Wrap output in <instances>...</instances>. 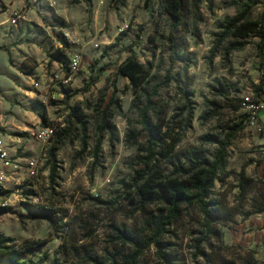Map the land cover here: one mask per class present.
I'll list each match as a JSON object with an SVG mask.
<instances>
[{
    "label": "rangeland",
    "instance_id": "374dc122",
    "mask_svg": "<svg viewBox=\"0 0 264 264\" xmlns=\"http://www.w3.org/2000/svg\"><path fill=\"white\" fill-rule=\"evenodd\" d=\"M232 1L185 0L183 20L173 31L171 21L158 12L159 0H150L151 13L147 0H0V47L6 48L0 50V140L20 165L15 181L4 185L12 190L15 183L20 184V196L16 200L10 197L3 206L0 200V234L13 238L17 246L39 244V251L33 249L20 260L36 262L46 253L48 261L56 257L63 264H78L71 253H64L65 246L107 258L117 248L110 243L111 226L138 227L143 215L129 217V207L122 200L111 209L94 200H112L122 193L120 181L134 174L137 167L132 161L145 142L138 111L131 108L134 97L128 82L114 76L117 66L133 54L140 63L153 64V83L162 82L167 70L187 83L191 119L177 153L194 147L212 151V146L202 145L198 138L221 132L248 115L232 140L225 174L210 197L219 216L214 227L220 236H210L202 245L206 256L193 259L191 240L204 231L200 214L189 208L163 239L175 244L184 264H244L246 260L262 264L264 213L254 212L264 203V93L258 120L251 121L250 110L244 107L222 109L207 121L200 119L204 101L216 99L211 87H217L219 81L229 85V97L253 101V87L264 79L259 71L258 38L251 37L243 50L227 54L225 47L233 38L217 42L219 24L238 12ZM252 1L249 16L257 20L264 0ZM16 11L25 19L12 27L9 18ZM167 37L182 43L190 62L175 59ZM62 38L71 44L67 54L82 58L80 69L66 84L61 83L59 64L49 60L61 47ZM103 67L106 69L95 80ZM174 84L169 82L158 90L152 99L154 109L148 114L153 122L158 117L180 133L179 122L186 113L177 115L184 100ZM45 96L50 98L46 104ZM67 96L71 97L64 104ZM110 99L116 102L109 108L112 133H101L98 138L93 108L101 101L100 110H104ZM68 107H78L89 116L86 144L73 120L70 138L55 152L51 180L52 164L46 150L55 132L67 125ZM48 125L54 136L43 159L35 134ZM132 131L137 134L134 140L129 135ZM30 158L38 160L31 179L25 175ZM139 264H159L153 247L144 252Z\"/></svg>",
    "mask_w": 264,
    "mask_h": 264
},
{
    "label": "trees",
    "instance_id": "16d2710c",
    "mask_svg": "<svg viewBox=\"0 0 264 264\" xmlns=\"http://www.w3.org/2000/svg\"><path fill=\"white\" fill-rule=\"evenodd\" d=\"M122 0H119L121 3ZM252 0H233L232 6L238 10L232 17H226L219 24L220 33L217 35V42L233 38L225 47L226 54L241 51L249 43L248 39L256 37L259 39L257 45V55L259 58V71L264 77V10L257 20H252L249 12L252 9ZM149 13L153 12L150 7V0L146 3ZM185 0H159L158 12L166 16L171 21V29L174 31L181 24L184 16ZM153 37H150L152 41ZM171 43L172 55L180 61L190 62L187 54L184 53L182 43L175 42L173 38L167 37ZM60 48H57L50 56L51 62H57L62 66L63 71L69 74L68 54L71 50L64 38L60 41ZM111 46L108 47V49ZM6 48L1 46L0 50ZM183 54L180 55L179 53ZM106 68H100L95 80H98L101 73ZM153 64L151 62L140 63L136 56L130 54L117 66L114 76H122L128 82V87L133 94L131 108L138 111L139 123L142 126L145 142L138 147V154L132 161L137 167L134 174L127 180H121L122 193L112 200L94 199L95 202L104 209H111L118 201L122 200L129 207V217L135 214L143 215L138 227L127 229L122 226H111L110 243L117 248L108 254L107 258L90 254L84 248L78 249L75 246H65L64 253L70 254L77 260L78 264H139L140 257L151 247L155 250V255L159 264H184L182 258L178 256L175 244L164 240V236L169 233L170 227L175 225L184 215V211L194 208L201 216L200 227L204 232L201 236L191 240L192 258L206 256L204 247L210 236L219 237L220 232L214 227V222L218 220L216 209L210 201L212 190L220 177L225 174L228 150L232 140L243 129V123L247 116H241L238 123L225 126L221 132L207 133L198 138L202 145L212 146V151L189 148L177 153L175 151L180 139L186 130L191 119L190 91L187 83L178 77L171 75L167 70L162 82L153 83L154 76L151 75ZM169 82L175 83V88L184 100L179 109L178 117L186 113L185 119H180V133H175V126L164 124L163 120L156 117L153 122L148 112L154 109L152 99L157 96L158 90L166 86ZM216 92V99L204 101V112L200 119L208 120L217 116L222 109L230 108L239 111L242 108V100L228 96L229 85L224 82L218 83L217 87H211ZM264 93V79L253 87V101L256 106L263 104L261 94ZM66 97L64 104H67ZM221 101H224L221 102ZM223 103V104H222ZM42 106V104H40ZM115 107L116 102L110 99L104 110H100L101 101L93 108V119L95 122L96 135L100 138L101 133H112L110 125L109 108ZM43 107V106H42ZM69 114L66 119L67 125L59 128L55 132V137L47 151L48 158L52 164L50 179L54 174V155L63 145L66 139L72 134L71 122L77 125V130L82 135V142L85 145L86 129L89 123V116L84 115L78 107H68ZM259 111V110H258ZM256 119L257 115H256ZM171 122L173 120L171 119ZM228 130L227 132H225ZM264 134V128L262 127ZM129 135L134 140L137 136L134 131ZM264 183V181H263ZM28 192H31L27 190ZM10 190H5L0 186V197H9ZM264 213V203L260 204L254 214ZM127 249V252L124 251ZM39 251V244L29 243L26 246H17L14 239L0 234V264H26L21 257L33 250ZM27 264H63L58 258L53 257L48 261V256L43 253L36 262L29 260ZM220 264H234L233 262H223ZM244 264H252L246 260Z\"/></svg>",
    "mask_w": 264,
    "mask_h": 264
},
{
    "label": "built area",
    "instance_id": "2783aa9c",
    "mask_svg": "<svg viewBox=\"0 0 264 264\" xmlns=\"http://www.w3.org/2000/svg\"><path fill=\"white\" fill-rule=\"evenodd\" d=\"M24 19L25 18L23 14L21 12L16 11L11 14L9 18V22L12 27H18L21 25ZM118 31L121 32L122 29H119ZM94 47L98 48V44H95ZM81 65H82L81 56L77 54H72L68 56L67 67L69 69V74H66L63 71L62 66L60 65V71L62 75L61 83L62 84L68 83V81H70V77L72 76V74L76 73L80 69ZM35 86H37V84ZM49 99L50 98H47V96H45L43 103L46 104ZM262 105L263 104H261L260 106H256L247 97L243 98L242 100V107H244L247 110H250L251 121L256 119L257 111L262 109ZM53 136H54V130L52 125H48L44 128H41L35 134V140L37 143L40 144L41 151L43 152V159L45 156V150L51 143ZM37 169H38V160L34 158H30L26 161L25 175L28 178L30 179L33 178L36 175ZM19 170H20V165L10 157L6 145L0 140V186L3 189H5L4 188L5 184L7 185L10 184L11 181H15V175L18 173ZM19 186L20 184L15 183L14 188L10 190L12 194L9 197H0V200L4 201L1 204L2 206L5 205L6 202L10 201V197H13L16 200L20 196ZM261 263L264 264V257L262 258Z\"/></svg>",
    "mask_w": 264,
    "mask_h": 264
},
{
    "label": "crops",
    "instance_id": "0c3cea01",
    "mask_svg": "<svg viewBox=\"0 0 264 264\" xmlns=\"http://www.w3.org/2000/svg\"><path fill=\"white\" fill-rule=\"evenodd\" d=\"M68 56H70L69 54H68ZM60 66V65H59ZM58 70H59V73L61 74V71H60V68L58 67Z\"/></svg>",
    "mask_w": 264,
    "mask_h": 264
}]
</instances>
